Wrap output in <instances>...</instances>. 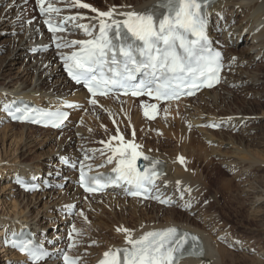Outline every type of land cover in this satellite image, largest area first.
<instances>
[{"label": "bare ground", "instance_id": "6f19581e", "mask_svg": "<svg viewBox=\"0 0 264 264\" xmlns=\"http://www.w3.org/2000/svg\"><path fill=\"white\" fill-rule=\"evenodd\" d=\"M27 1L0 0V264H28L26 256L18 255L5 243L9 241L10 235L21 230L22 225H27L33 231L34 237L50 253V256L41 264H63V253L79 258L77 264H99L104 252L125 247L124 234L115 232V227L129 229L134 238L148 231L170 227L184 229L201 237L206 246L204 257L181 261L180 264H239V261L233 258L234 254L238 253L232 256L226 247L235 248L239 252L248 249L257 256L264 257L263 251L255 252L250 249L252 245L248 244V241L251 239L247 241L242 236H233L229 224L218 218L215 210L210 208L211 203L205 206L204 201L201 200V204L196 205L206 190V184L200 177L201 172L194 170V163L186 165L189 160L197 162L201 156L203 157L202 154L199 155V151L202 150L199 144L202 142L194 135H189L190 132L195 134L196 130L187 129V120L194 119L195 125H201L206 131L203 140L211 144L208 158H217L224 163L225 169L235 177L234 179L243 181V194L254 195V204L261 205L254 211L256 221L264 218V176L259 177L258 173L250 172L264 168V104L260 106L253 100L248 102L244 99L239 107L229 106L231 97L237 94L252 95L255 99L260 96L264 98V0H218L206 11V34L213 48L220 51L223 57L221 83L214 89L198 94L196 97L200 100L199 105L195 103L192 105L193 99L166 104L163 109L164 120L162 121V118L159 120L170 131L151 128L147 136L157 140L154 146L150 143L144 146L135 138L126 139L123 136V127L130 128L132 134L139 129L145 133L147 129L135 125L140 122V119L137 113L134 115L133 110L131 115L129 114L130 118L126 114L136 100L122 99L118 96L97 97V105L92 106L81 88L68 82L62 68L64 64L62 56L77 49H57L53 42V35L45 32L41 22L42 19L47 18L46 16L39 14L42 16L41 19L28 23L30 17H28V11H25ZM34 1L39 8L36 0ZM67 1L46 0V4L52 3L54 7L62 9L59 15L52 14L53 22L57 23L69 15L82 16L85 19L67 23V31L56 35L59 42L91 38L84 35L77 24L91 26L94 28V35L98 34L99 18L91 11L71 7V3ZM118 1L119 4H114L113 0H107L104 3L105 8L101 9L94 4H87L101 12L113 10L114 18L122 20L124 17L118 13L131 11L143 13L159 0ZM18 101L28 102L44 109L66 110L70 113H74L75 109L81 106L83 107L79 108L81 112H85L84 115H91L94 119L82 121L64 139L59 138L55 151L41 150L42 153L38 155L35 153V156L30 157L33 154L31 148L38 146L29 137L31 132L41 131L46 136L50 134L58 136L64 134L66 128L53 131L20 124L18 130L14 132L16 126L6 116L5 106H11L12 103L16 105ZM112 101L127 105L126 110L120 112L124 122L118 123L119 120L111 117L113 123L111 125L108 118L98 117L97 112L91 113L92 108L102 107ZM66 103L73 104L75 107H64ZM151 103L156 104L157 107L161 105L157 102ZM204 105L210 109L212 107L213 112L204 108ZM217 111L219 113H216ZM71 121L70 115L65 127H70ZM93 123L97 125L96 128L108 133V130L113 127L116 135L119 132L124 140L140 144L145 153L165 163V172L156 181V187L151 196L158 195L167 199L170 202L168 205L161 204L152 198L142 201L128 197L124 187L113 188L98 196L84 195L79 191L78 186L73 187L69 182L73 171L62 166L61 161H67L70 165L83 163L85 171L89 173L105 171L106 167L115 166L114 163H106L110 152L105 148L104 143H99L100 139L94 134ZM212 124L219 127H207ZM222 129L226 136L222 134ZM232 132L240 136H233ZM116 135L105 134L106 140L103 142L111 140V147H114L111 138ZM158 135H163L168 140L186 138V141L183 148L180 146V150L167 141L160 146ZM51 137L47 138L48 142L52 141L53 137ZM194 140L197 146L191 144ZM44 141L46 142V139ZM252 143L261 149L257 150L258 154H254V151L250 149ZM72 144H75L73 149H71ZM159 146L161 148L158 150ZM39 149L42 148L39 147ZM149 149L152 151L149 152ZM188 150H190L189 153ZM178 154L185 159L183 165L176 163ZM100 165L104 166L100 167ZM194 172L195 175H193ZM77 175L75 170V181ZM248 177L250 178L246 179ZM17 180L21 182L20 185L26 186L30 182L39 189L29 194L23 193L15 185ZM178 181L179 184H177ZM231 184V180L222 181L220 185L223 192L229 191ZM63 205L65 207L61 208ZM112 206H122V210L126 211L121 215L122 222H118ZM81 207L84 211L96 213L97 222L88 224L87 214L80 215ZM69 209L78 210L76 218L81 222L73 224L71 228L68 225L74 216H66V211ZM106 211L115 221L111 222V232L108 236L99 233L100 230L108 227L103 219ZM62 213L64 215H61ZM127 215H130L129 219ZM52 225L54 230L48 231L47 228ZM73 226L77 232L81 227L94 228L96 232L88 242L96 243V248H87L86 239L74 234L72 243L77 247L69 251L70 249L66 246V230L72 229ZM261 261L255 262L262 264L263 261Z\"/></svg>", "mask_w": 264, "mask_h": 264}, {"label": "snow or ice", "instance_id": "6c2138e0", "mask_svg": "<svg viewBox=\"0 0 264 264\" xmlns=\"http://www.w3.org/2000/svg\"><path fill=\"white\" fill-rule=\"evenodd\" d=\"M36 3L40 14L47 17L44 23L53 34L57 49H77L62 56L64 69L76 84H82L87 89L92 106L97 105L96 97L110 94L146 95L157 101L179 100L182 96H191L201 88H211L220 82L222 55L210 47L206 34L205 0H159L158 4L143 13H118L124 17L122 20L114 18L113 10L101 12L81 0H71V7L96 13L99 18L98 34L94 35L91 26L77 24L84 35L91 38L63 43L55 34L67 31V23L85 17L69 15L60 23H54L52 14L59 15L62 9L52 3L46 4V0H36ZM64 107L75 105L66 103ZM141 107L147 118H155L156 104L149 106L142 103ZM5 111L12 120L53 128H60L68 118L66 112L38 111L27 107H17L13 111L6 105ZM207 127L216 128L219 125ZM111 139L118 141V146L111 147V140L101 143L110 152L106 163L115 165L113 175L88 176L81 166L80 186L84 191L98 193L111 185L123 184L128 186L126 192L132 197L152 198L168 205L170 202L167 199L150 195L156 181L163 175L158 167L160 161L144 155L139 150L140 145L125 142L119 132ZM101 154L104 155L103 152ZM139 160L146 162L142 170L137 165ZM177 162L183 165L184 157H177ZM80 215L83 216V212ZM116 231L124 234L125 247L104 252L99 264H180L189 241L193 244L188 254L197 253L199 238L180 233L174 227L148 231L138 238H134L127 228L118 227ZM74 234L80 235L75 226L69 233L70 240ZM5 243L25 255L28 264H41L50 256L42 246L31 240L13 239ZM74 246L70 243L68 248ZM199 254L202 255V249ZM62 259L63 264H77L67 253L62 254Z\"/></svg>", "mask_w": 264, "mask_h": 264}, {"label": "rangeland", "instance_id": "374dc122", "mask_svg": "<svg viewBox=\"0 0 264 264\" xmlns=\"http://www.w3.org/2000/svg\"><path fill=\"white\" fill-rule=\"evenodd\" d=\"M83 1H85L86 3L94 4L96 7H98V8L101 9V8H105V4L104 3L107 0H83ZM67 3H71V2L68 0ZM113 3L114 4H119V1L118 0H113ZM25 7H26L25 8V11L26 12L28 11V17H30V19L31 18H35L34 20H37L38 19V15L36 13L35 1L34 0H28ZM78 88L80 89V87H78ZM195 98H192L193 100L191 99L192 100V103L191 104L192 105H195V104L196 105H199L200 104V100L197 97H195ZM244 99L246 101H248V102H252V100H253L254 102L258 103L260 106H262L264 104V101H263L264 98L262 99L261 96L260 97H257L255 99V97L252 96V95L244 96V95H241V94L240 95L237 94V95H233L231 97V102L229 103V106L230 107H233V106H238L239 107L242 104V100H244ZM142 103L143 104H147L149 106L152 105L151 102H145L144 100H136V102L133 104V107H131L130 108V111L128 110V112L126 114H128V115L130 114L131 115L132 110L134 111V115L137 113L138 118L140 119V122H137L135 125L142 126L143 128H147L145 130V133L146 134L145 133H142L143 130H140L139 129V130H136L135 131L136 132L135 134H137V135H134L133 136L132 130L130 128L123 127V133H124L123 136L126 139L135 138L139 143L143 144L144 146L147 143H150L152 146H154V144L157 143V140L155 138H148V136H147L148 134L147 133H149V130H151V128L154 129V130H159V129L160 130H164V131L167 130L165 128L166 125L162 123V121L164 120L162 118L163 117L164 105H160V106L157 107V110L154 113V116H155L154 119H149V118H147L144 115V109L141 107V104ZM231 103H232V106H231ZM113 105L117 109H115V107H113ZM126 106L127 105L124 104V103H122V102L112 101V102H109L108 104L106 103L102 107L92 108L91 113L97 112L98 113L97 114L98 117H101V118L106 117V118H108V121L111 123V125H113V123H112V121H111L110 118L111 117H114L117 120H119L118 123H122L123 120L121 119V113L126 110ZM119 107H121V109ZM205 107L209 109L208 111L213 112V110H214V109H212V107L210 109L209 107H207V106L204 105V108ZM256 107H259V106L256 105ZM79 108L82 109L83 107H81V106L80 107H77L75 109L74 113H71L72 121L70 122V127L68 126L64 130V134L65 135L64 134L58 135V136H54L53 135L54 136L53 137L50 134L53 137L52 138L50 135H47L46 136V134L45 135L42 134L41 131L31 132L30 134L33 137L30 134H29V137L32 140H34V143H37L38 146L35 147V148L34 147L31 148V151L33 152V154L30 157H33L36 154L38 155V154L42 153L41 150L46 151L47 149H49V150L55 151L56 144H57L56 142L58 141L59 138L62 137V139H64V137L66 135L72 133L73 128H76L78 124H80L82 121L87 122L88 119L91 118V115H84L85 112L84 113L81 112V110ZM118 109H120L121 111L120 110L118 111ZM87 112H88V110H87ZM183 112H184V110H183ZM114 113H117V114H114ZM216 113H219V111H217ZM116 115L118 117H116ZM130 115H129V118L131 117ZM159 118H162V121L159 120ZM93 119L94 118L92 117L90 120H93ZM73 123H74V125H73ZM186 124H187V129H192L193 130V128H194L196 130L195 134H194V132H190L189 135L192 134V135H194L195 138H198V140L200 142H202L201 144H199V147L200 146L203 147V148L201 147L200 149H202V150L199 151V155L200 156H201V154L203 155V157L202 156L200 157V160H198L197 162H196V160H191V161L189 160V161L186 162V165H190V163L191 164L194 163L193 164L194 170H197V172H199V173L201 172L200 173V177H202L201 179L203 180V182L205 181L204 184H206V188H205L206 189L205 190L206 193L205 192L203 193L202 197L200 198V200L197 201V204L196 205H200L201 204V200L204 201L205 206H208V204L211 203V207L210 208L213 211L215 210V212L219 216L218 218H220L223 222L227 223V225L229 224L228 226L232 230L233 236H235V237H241L242 236V238L243 239L245 238V240H247V241L251 239L250 241H248L249 242L248 244L252 245V247L250 249L255 250V252H258L259 250H261V251H263V254H264V231H262V230H264L263 229V227H264V218L261 217L262 218L261 221L260 220H257L256 221V219H257L256 218V213L254 212L258 208H260L261 205L260 204H256V205L254 204V197H253L254 195L248 194V196H247L246 194H243V192H242V189L244 187V185H242L243 184V181L241 179H234L235 177H233V175L225 169L224 163H222L220 160H218L215 157L208 158L207 154L209 153V149L211 148L210 147L211 144L209 142L206 143L205 140H203V138L205 137V134H206V131L203 129V127H201V125H197V124L195 125L194 119L187 120V123ZM93 125H94L93 127L95 129L94 134H96V137H98V139H100L99 143H101V141H105L106 140L105 134L106 135H110V134L111 135H114V134L116 135V132L114 131L115 129L113 127H111L110 130H108L109 131V133H108L106 131L104 132L100 128L99 129L96 128L97 125L95 123H93ZM15 126L16 127L14 129V132H16L18 130L17 128H19V125L18 124H15ZM99 127H101V126L99 125ZM137 131H138V133H137ZM167 131H170V130H167ZM222 131H223L222 134L224 133V136H226L223 129H222ZM232 133H233L232 134L233 136H235L237 134L236 132H235L236 134L234 132H232ZM44 136H45V138H44ZM236 136H240V135H236ZM48 137H51L52 138V141L51 142H48V140H47ZM158 137H159V140H158L159 142L158 143H159L160 146L163 145L167 141V142H170L173 147H176V148L178 147L177 149H179V150L181 149L180 146L182 147L184 145V141H186V138L181 139V140H176V139L168 140L163 135H158ZM215 137H217V135ZM45 139H46V142H48L46 146H45V143L46 142L44 141ZM195 143H196V140H194V141L191 142V144L193 146H195V145L197 146L198 144H195ZM74 146H75V144H72V146H71L72 148L71 149H73ZM160 146H159L158 150L161 148ZM39 147L42 148V149H39ZM250 149L254 151L253 152L254 154L257 153V150H261L254 143H252L250 145ZM36 150L38 151V153H37ZM150 151H152V149H149V152ZM189 152H190V150H188V153ZM211 159H212V161H210ZM26 160L29 161L28 159H26ZM250 172L251 173H254V174H257L258 173L257 175L259 177L264 176V168H263V170H256L255 169V170H252ZM193 175H195V172H194ZM248 175H250V174H248ZM249 178L250 177H248L246 179H249ZM224 180H231L232 181V184H231L232 187H231V189L229 191H224L223 192V190L221 188L220 183L222 181H224ZM64 207L65 206L63 205L61 208H64ZM112 207L114 209L115 216H116L118 222H122V221H120L121 215H123L126 211L122 210V206H116V207L115 206H112ZM0 211H1V208H0ZM80 211H82L84 214H87V216H88L87 223L88 224H90V222H97V218L95 216L96 213L93 214V213H91L88 210H85L84 211L82 207L80 208ZM77 212H78V210H75L74 211L73 216L75 218L73 217V219L71 220L70 224L68 225L69 228H71L73 224H80L81 223L76 218V213ZM108 213L109 212L106 211L105 212V215H103V219H104V221L107 222L108 227H105L104 230H100L99 231L100 234L105 235V236H108L109 233L111 232V229H110L111 222H115L114 219H113V217L110 218L111 216L108 215ZM175 213H178V212L175 211ZM179 214H181V213H179ZM61 215H63V213ZM129 218H130V215H127V219H129ZM258 219H260L259 216H258ZM128 223H130V222H128ZM116 229H117V227H115V229H114L115 232H117ZM47 230L48 231L54 230L53 225L51 227H48ZM71 231H72V229H67L66 230V233H67L66 246L67 247H68V245L70 243H72V241L74 239V237H73L72 240L69 239V233ZM78 232L80 233V235L82 237H84L86 239L85 242L87 243L91 239V236H93L95 234L96 230L94 228H92L91 226H88L87 228L81 227ZM98 241H99V239H98ZM123 241L125 242V240H123ZM85 242H84V244H85ZM85 246L87 248L94 249V248H96V243L88 242L87 244H85ZM75 247H77V246L75 245L69 251H72ZM226 248L230 252L229 254H231L232 256H233L234 253H238V254H234L235 256H233V258L236 259V260H238L239 261L238 262L239 264H257L255 261H259V260L260 261L262 260L263 261L262 264H264V257L263 256H257L256 254H254V252H251L248 249L239 252V250L237 251L235 248H229V247H226ZM67 252H68V249H67ZM254 256L257 257V258H255ZM258 258H259V260H256ZM240 261H242V262H240Z\"/></svg>", "mask_w": 264, "mask_h": 264}]
</instances>
